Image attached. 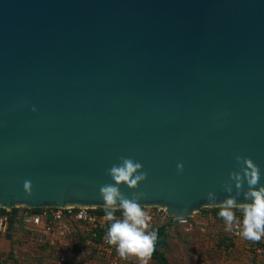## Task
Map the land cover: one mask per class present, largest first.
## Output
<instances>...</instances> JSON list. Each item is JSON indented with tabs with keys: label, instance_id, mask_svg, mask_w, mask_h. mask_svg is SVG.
<instances>
[{
	"label": "water",
	"instance_id": "1",
	"mask_svg": "<svg viewBox=\"0 0 264 264\" xmlns=\"http://www.w3.org/2000/svg\"><path fill=\"white\" fill-rule=\"evenodd\" d=\"M237 154L264 184V0H0V206H105L124 156L186 217Z\"/></svg>",
	"mask_w": 264,
	"mask_h": 264
},
{
	"label": "built area",
	"instance_id": "2",
	"mask_svg": "<svg viewBox=\"0 0 264 264\" xmlns=\"http://www.w3.org/2000/svg\"><path fill=\"white\" fill-rule=\"evenodd\" d=\"M142 206L151 217L148 231L158 225L172 228L177 225L185 231L204 229L195 214L202 218L205 214L200 211L202 208L190 216L178 218L168 214L163 206ZM235 214L237 220L242 221L243 214L239 208ZM115 217L122 219V210H117ZM11 219L18 231L24 232L29 240L49 255L48 264H138L136 256L121 258L116 246L107 243L111 221L106 217L105 206H0V236L5 237L9 232ZM220 224L222 236L227 243H231L229 246L239 244L248 255L241 264H264V236L259 241H250L240 234V224H234L229 229L223 218ZM18 231L12 232L13 238Z\"/></svg>",
	"mask_w": 264,
	"mask_h": 264
},
{
	"label": "clouds",
	"instance_id": "3",
	"mask_svg": "<svg viewBox=\"0 0 264 264\" xmlns=\"http://www.w3.org/2000/svg\"><path fill=\"white\" fill-rule=\"evenodd\" d=\"M35 110L33 108V111ZM235 159L240 170L230 172L229 179L234 182L237 195L243 190L244 181H247L248 187L244 191L245 202L237 203L232 195V183H226L224 188L228 195L218 204L219 216L224 219L229 229L234 224H240V234L245 239L259 241L264 236V184H260V168L249 156L237 154ZM119 161L120 163H114L106 170V174L110 175L115 183L103 184L99 190L104 201L106 217L111 221L107 231V243L116 246L121 258L136 256L142 264H147V258H150L154 251L157 232L148 231L151 217L140 203L144 193L134 192L129 197L121 192L119 185L123 183L136 188L146 180L148 174L142 170V164L131 157L121 156ZM176 167L178 172H182L183 162L178 161ZM24 189L31 194L30 181L24 182ZM207 199L215 201L216 194L210 190ZM237 208L243 214L242 221L237 220L235 214ZM117 210H122V219L115 217Z\"/></svg>",
	"mask_w": 264,
	"mask_h": 264
},
{
	"label": "rangeland",
	"instance_id": "4",
	"mask_svg": "<svg viewBox=\"0 0 264 264\" xmlns=\"http://www.w3.org/2000/svg\"><path fill=\"white\" fill-rule=\"evenodd\" d=\"M202 208L203 217H198V213L195 216L203 230L185 231L181 227L166 230V243L160 250L164 251L168 264H241L242 259L248 257L245 250L239 244L228 249L221 246V224L212 216L211 206ZM38 246L21 231L14 234V240L0 236V264H48L49 255ZM138 264H142L141 260ZM147 264L156 262L150 257Z\"/></svg>",
	"mask_w": 264,
	"mask_h": 264
},
{
	"label": "trees",
	"instance_id": "5",
	"mask_svg": "<svg viewBox=\"0 0 264 264\" xmlns=\"http://www.w3.org/2000/svg\"><path fill=\"white\" fill-rule=\"evenodd\" d=\"M202 212H204L203 208L200 210ZM211 214L212 216L219 222L221 223V217L219 216V206H213L211 207ZM169 228V225H158V226H154L150 229V231L155 230L157 232V239L155 241V245H154V251L151 253V258L155 260L156 264H168L167 262V258L166 255L164 253L162 249V247L165 245L166 243V230ZM176 230H179V226L175 225L173 227ZM18 228H16V226H13V221L12 219L10 220V227H9V232L7 233V238L14 240L13 236H12V232L13 231H18ZM226 238L224 236L220 237V245L224 246L225 248L228 247L231 243H227ZM138 260H140L137 257Z\"/></svg>",
	"mask_w": 264,
	"mask_h": 264
}]
</instances>
